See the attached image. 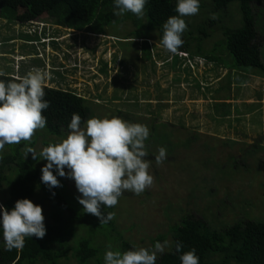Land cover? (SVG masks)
Returning a JSON list of instances; mask_svg holds the SVG:
<instances>
[{
  "label": "rangeland",
  "instance_id": "rangeland-1",
  "mask_svg": "<svg viewBox=\"0 0 264 264\" xmlns=\"http://www.w3.org/2000/svg\"><path fill=\"white\" fill-rule=\"evenodd\" d=\"M254 8L264 37V6L255 5ZM213 9L209 0H200L198 14L183 17L187 29L198 34L199 25L208 17L221 16L224 24H233L230 19L239 16L236 5L226 11L214 12ZM127 15L118 16L125 17L123 21L109 24L107 34L70 30L69 37L59 38L56 42L59 49L51 47L47 50L51 56L53 53L59 55V62L65 65L63 69L67 75L61 83L52 84L48 73L45 85L84 95L91 110L86 122L91 118L115 117L146 125L150 130L145 141L148 153L145 159L151 162L148 171L154 177V183L140 195L124 192L115 206V229L110 233L99 231L93 236L94 242L96 245L111 244L107 250L121 251L118 248L124 239L132 242L137 250H152V238L167 234L165 251L172 248L173 235L169 229L182 216L204 218L216 228L247 217L263 219L264 77L248 73L245 83L240 80L238 84L234 81L235 70H232L230 89L217 94L216 89L229 82V69L217 68L209 61L204 64V59L196 66L195 60L169 53L160 43L159 30L147 31L144 23L137 27L134 21L137 16ZM38 17L53 23L44 30L53 33L61 30L54 24V18L48 15ZM141 20L147 21L145 17ZM16 22L0 17V74L23 76L26 71L32 72L44 64L39 60L32 64L19 57L16 61L15 53L9 52L16 48L26 53L39 47L33 42L38 38L36 35H23L29 31L32 33L30 23L18 21L26 23L21 25ZM206 26L212 35L203 43L206 50H211L222 32L216 25ZM134 31L150 39L147 42L145 38L131 37L136 36L132 34ZM262 52L264 57V41ZM38 55L45 62L43 53ZM50 61L48 58L46 71L50 69ZM101 69H104L103 73ZM222 95H230V98H220L219 101L233 103L234 109L232 114L219 118L215 100ZM236 105L240 112H237ZM220 106V110L231 111L230 105L220 103ZM118 109L124 111L122 115ZM86 122L81 126L82 130ZM42 130L33 147L37 153L47 147L45 141L57 144L70 133L65 132L60 137L46 132L45 128ZM254 145L259 149L252 151ZM160 148L166 149L167 158L157 166L155 156ZM28 156L32 157V154ZM46 163V160H38L41 168ZM65 171L69 170L66 168ZM64 180L80 197L74 180L67 177ZM5 187L7 185L0 191V205L7 193ZM33 203L42 207L44 224L50 222L54 202L43 189L37 190ZM75 224L77 233L65 242L69 247L68 254L59 264H79L72 246L76 239L92 232L90 224ZM120 234L122 237L118 238ZM112 236L117 238L108 240Z\"/></svg>",
  "mask_w": 264,
  "mask_h": 264
},
{
  "label": "trees",
  "instance_id": "trees-1",
  "mask_svg": "<svg viewBox=\"0 0 264 264\" xmlns=\"http://www.w3.org/2000/svg\"><path fill=\"white\" fill-rule=\"evenodd\" d=\"M209 1L214 12L217 10L226 11L232 5H236L238 18L230 19L233 24H224V19L221 16L218 18L208 17L204 24L199 25L198 34H195L192 29H187L186 35L183 33L184 43L179 50L190 53L189 59L192 61L198 58L194 62L196 66L197 63L200 65L201 59H204V64L205 61H209L218 66L217 68L230 70L227 77L228 84L218 87L216 89L217 94L222 90L230 89L232 70H235L234 81L238 84L240 80L245 83L248 73L264 77L262 52L264 37L256 19L257 13L254 8L255 5L264 6V0ZM175 9V0H149L144 9L146 23L137 17L134 18V21L137 27L144 23V29L147 31L159 30L158 36L161 40L164 33L163 25L169 17L178 16ZM114 11H118L115 8L114 0H0V17L14 19L17 22H28L35 17L48 15L55 19L56 24L67 27L72 32L84 30L97 34L106 33L109 24L121 22L125 18L114 15ZM127 14L128 17L133 15L131 12ZM20 24L24 25L25 23ZM207 24L210 27L218 26L222 32L221 37L213 43L211 50H206L203 43L204 39L212 35L206 30ZM47 34V29L41 35L37 31L32 33L29 31V33L23 34L24 36L36 35L38 38L33 42L34 45L38 43L39 47L30 49L26 53L20 52V54L25 59L30 60L32 64L39 60L41 64H44L43 71L46 69L45 64L49 58L51 60L49 71L52 72L49 74L50 82L52 84L61 83L66 74L65 69H63L65 65L59 62L57 53H53L52 56L47 53L48 46L59 49V44L56 43L59 37L50 31V35L54 39L50 42L43 41L41 37H46ZM132 34L136 36L131 37L145 38V41L149 38L138 31H134ZM74 35L76 34L74 33ZM41 52L45 57V62L38 55ZM34 54L37 57H34ZM100 71L103 72L104 69ZM27 74L26 71L24 75ZM17 78L22 77L0 74V80L5 82ZM44 91V99L50 104V107L42 112V115L47 119L46 132L60 137L65 132H70L68 125L73 114L80 116L81 126L86 122L91 110L84 95L73 90L50 85H45ZM222 96L216 98L218 101L215 100V110L220 114L219 118L232 114L234 109L233 103L230 104L225 100L219 101L220 98L229 99L230 95ZM220 103H223L224 106L230 105L231 111L220 110ZM236 107L237 112H240L238 105ZM117 111L121 115L124 112L119 109ZM39 131L44 130H37L30 141L5 145L4 149L0 150V191L7 185L5 187L7 193L3 198L2 205L11 211L18 200L27 198L33 202L37 190L43 189L46 196L54 202L53 209L49 214L51 221L45 224L46 235L42 239L35 236L26 238L24 247L20 250L5 251L3 233L0 230V264H59L68 254L69 247L65 246V242H68L77 233L75 222L81 225L90 224L92 228V232L88 236L76 239V243L72 246L74 257L78 263L104 264V255L108 251L107 247L111 244L96 245L93 236L99 231L110 233L115 229V206L101 208L105 215L108 212L114 214L113 220L101 225L99 218L83 211V206L79 205L77 194L68 188L64 177H58L61 186L50 191L41 182L42 168L38 165V160H34L30 156L26 158L25 155L27 148H33L37 144L41 134ZM45 144L48 146L53 143L45 141ZM256 146H252V151L259 149ZM149 157H152L150 153ZM54 174H56L55 170ZM53 193L55 194L53 195ZM67 212L70 214L66 215ZM169 232L173 235L172 248L157 255L156 264H181L180 256L192 250H195L199 257V264H264V218L247 217L239 219L231 225L216 228L204 218L186 215L171 225ZM166 235H158L152 238L153 245L157 242H164ZM121 237L120 234L118 238ZM116 238L117 236H112L108 240ZM177 243L182 245L179 252L176 250ZM120 248L121 251L119 252L121 253L137 250L132 242L124 239H122L118 249ZM93 259L94 263H91Z\"/></svg>",
  "mask_w": 264,
  "mask_h": 264
},
{
  "label": "clouds",
  "instance_id": "clouds-1",
  "mask_svg": "<svg viewBox=\"0 0 264 264\" xmlns=\"http://www.w3.org/2000/svg\"><path fill=\"white\" fill-rule=\"evenodd\" d=\"M148 2L114 0L115 8L118 9L114 15L122 16L131 12L137 18H143ZM199 7L200 0H176L175 11L178 16L168 18L163 25L164 33L160 41L169 53L189 59L187 51L179 50L184 43L182 35L187 30L183 17L198 14ZM28 23L30 30L40 35L45 27H52L53 24L39 17L28 20ZM58 28L61 30L54 33L56 35L62 30L70 32L67 27L59 25ZM41 38L47 42L54 39L50 32ZM194 60L196 62L197 58ZM46 79L48 73L37 69L16 80H0V150L5 145L30 141L37 130L46 127L47 119L42 115L50 107L44 99ZM68 128L70 133L62 142L50 144L40 153L29 147L26 149V158L31 153L34 160L47 161L41 169V182L50 191L61 186L58 177L74 180L81 194L78 202L83 206V211L99 218L101 225L107 224L114 219V214L108 212L105 215L101 211L102 207L116 206L126 191L140 195L154 183V177L148 171L151 162L145 159L148 155L145 141L149 138L150 130L146 125L115 117L91 118L82 130L78 114H73ZM166 158V149L160 148L155 156L156 165H161ZM66 168L69 171L66 172ZM42 213V207L27 198L18 200L11 211L0 205L4 250L22 249L26 238L35 236L42 239L46 235ZM166 246L167 241L163 244L157 242L152 250L140 248L123 253L108 250L104 255V264H156L157 253H163ZM181 248L182 245L177 243L176 250L179 252ZM180 261L181 264H199V257L192 250L183 253Z\"/></svg>",
  "mask_w": 264,
  "mask_h": 264
},
{
  "label": "crops",
  "instance_id": "crops-1",
  "mask_svg": "<svg viewBox=\"0 0 264 264\" xmlns=\"http://www.w3.org/2000/svg\"><path fill=\"white\" fill-rule=\"evenodd\" d=\"M69 34H70V32H68V31H65V33H63V34H61V33H59V34H57L58 36H59V38H61V39H64V37L66 38V37H69ZM67 35V36H66ZM51 48H50V46H48V49L47 50H50ZM9 52H13V53H15V60L16 61H18V59L19 58H24V56H22L21 54H20V51H18V49H14V50H12V51H9ZM19 57V58H18ZM18 58V59H17ZM37 69H40V70H42L43 71V68H42V66H37L36 67V70ZM45 72H47V73H52L51 71H49V70H47L46 71V69H45ZM66 72V71H65ZM12 75H15V76H17V77H24V76H20V75H18V74H12ZM65 75H67V74H65ZM115 77V76H114ZM113 79H111V81H112Z\"/></svg>",
  "mask_w": 264,
  "mask_h": 264
}]
</instances>
